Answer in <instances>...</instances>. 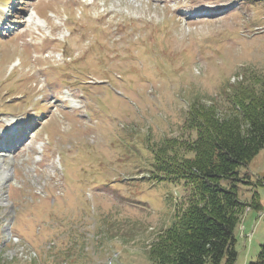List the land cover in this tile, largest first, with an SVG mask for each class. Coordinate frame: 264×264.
<instances>
[{"label":"rangeland","instance_id":"374dc122","mask_svg":"<svg viewBox=\"0 0 264 264\" xmlns=\"http://www.w3.org/2000/svg\"><path fill=\"white\" fill-rule=\"evenodd\" d=\"M252 73L264 0H0V263L150 264L183 187L146 177L148 145L192 101L231 111L226 87ZM241 170L262 181L239 190L262 204L235 230L233 264H250L264 148Z\"/></svg>","mask_w":264,"mask_h":264},{"label":"trees","instance_id":"16d2710c","mask_svg":"<svg viewBox=\"0 0 264 264\" xmlns=\"http://www.w3.org/2000/svg\"><path fill=\"white\" fill-rule=\"evenodd\" d=\"M225 97L228 113L192 101L181 133L148 145L146 177L183 187L170 224L149 244L150 264H233L243 209L262 207L256 189L245 200L239 190L241 184H262L241 166L264 148V75H245L226 87ZM250 264H264V244Z\"/></svg>","mask_w":264,"mask_h":264},{"label":"bare ground","instance_id":"6f19581e","mask_svg":"<svg viewBox=\"0 0 264 264\" xmlns=\"http://www.w3.org/2000/svg\"><path fill=\"white\" fill-rule=\"evenodd\" d=\"M0 161H1V157H0ZM6 172H7L6 170L3 172V175L4 176H6Z\"/></svg>","mask_w":264,"mask_h":264},{"label":"built area","instance_id":"2783aa9c","mask_svg":"<svg viewBox=\"0 0 264 264\" xmlns=\"http://www.w3.org/2000/svg\"><path fill=\"white\" fill-rule=\"evenodd\" d=\"M14 237H16V236H14Z\"/></svg>","mask_w":264,"mask_h":264}]
</instances>
